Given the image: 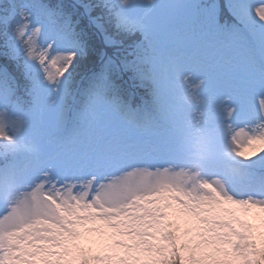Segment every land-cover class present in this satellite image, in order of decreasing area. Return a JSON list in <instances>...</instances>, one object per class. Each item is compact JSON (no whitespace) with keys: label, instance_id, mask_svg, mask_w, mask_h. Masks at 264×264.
<instances>
[{"label":"snow or ice","instance_id":"snow-or-ice-1","mask_svg":"<svg viewBox=\"0 0 264 264\" xmlns=\"http://www.w3.org/2000/svg\"><path fill=\"white\" fill-rule=\"evenodd\" d=\"M0 264H264V0H0Z\"/></svg>","mask_w":264,"mask_h":264},{"label":"rangeland","instance_id":"rangeland-1","mask_svg":"<svg viewBox=\"0 0 264 264\" xmlns=\"http://www.w3.org/2000/svg\"><path fill=\"white\" fill-rule=\"evenodd\" d=\"M257 2H258V0H257Z\"/></svg>","mask_w":264,"mask_h":264}]
</instances>
